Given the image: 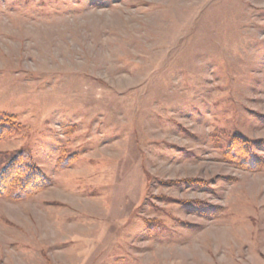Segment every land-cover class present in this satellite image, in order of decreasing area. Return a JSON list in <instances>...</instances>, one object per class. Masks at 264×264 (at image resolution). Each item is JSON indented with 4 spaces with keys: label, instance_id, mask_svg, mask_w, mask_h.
Segmentation results:
<instances>
[{
    "label": "rangeland",
    "instance_id": "obj_1",
    "mask_svg": "<svg viewBox=\"0 0 264 264\" xmlns=\"http://www.w3.org/2000/svg\"><path fill=\"white\" fill-rule=\"evenodd\" d=\"M2 113L0 264H264V0H0Z\"/></svg>",
    "mask_w": 264,
    "mask_h": 264
},
{
    "label": "trees",
    "instance_id": "obj_2",
    "mask_svg": "<svg viewBox=\"0 0 264 264\" xmlns=\"http://www.w3.org/2000/svg\"><path fill=\"white\" fill-rule=\"evenodd\" d=\"M20 130L21 125L16 115L11 113L0 115V142L19 133ZM240 138L235 136L223 151L226 160L247 170H259L261 162L252 150L251 141ZM28 159L23 151L14 153L0 151V197L24 200L50 184L49 178ZM60 165L63 166L62 163H59V167ZM189 182L192 186H206L199 179H191ZM148 226L150 230H154L149 224Z\"/></svg>",
    "mask_w": 264,
    "mask_h": 264
}]
</instances>
